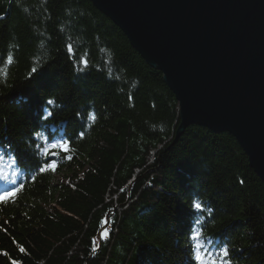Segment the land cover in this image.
Wrapping results in <instances>:
<instances>
[{
  "label": "trees",
  "instance_id": "trees-1",
  "mask_svg": "<svg viewBox=\"0 0 264 264\" xmlns=\"http://www.w3.org/2000/svg\"><path fill=\"white\" fill-rule=\"evenodd\" d=\"M179 123L90 0H0V264H264V183L234 137Z\"/></svg>",
  "mask_w": 264,
  "mask_h": 264
},
{
  "label": "water",
  "instance_id": "water-1",
  "mask_svg": "<svg viewBox=\"0 0 264 264\" xmlns=\"http://www.w3.org/2000/svg\"><path fill=\"white\" fill-rule=\"evenodd\" d=\"M179 103L191 126L234 137L264 183V0H90Z\"/></svg>",
  "mask_w": 264,
  "mask_h": 264
},
{
  "label": "snow or ice",
  "instance_id": "snow-or-ice-1",
  "mask_svg": "<svg viewBox=\"0 0 264 264\" xmlns=\"http://www.w3.org/2000/svg\"><path fill=\"white\" fill-rule=\"evenodd\" d=\"M69 51H71V48L69 49ZM83 63L86 65V64H87V61H83ZM52 103H53V101H51V100L48 101V104H49V105H51ZM49 115H51V113H49ZM65 147H66V146H65ZM52 167L54 168L55 166L53 165ZM12 195H15V193H13ZM193 207H194L196 210L203 211V209H202V205H201L200 203H195V204L193 205ZM107 236H108V233H107V231H105V232L102 233L101 238L103 239V238H106ZM228 255H229L228 250H225V251L223 252V256H224L225 258H227ZM213 264H215V262H213Z\"/></svg>",
  "mask_w": 264,
  "mask_h": 264
}]
</instances>
